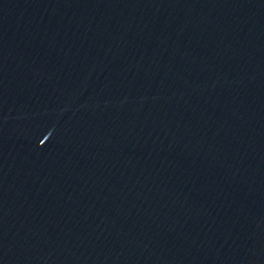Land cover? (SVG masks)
Returning a JSON list of instances; mask_svg holds the SVG:
<instances>
[{
	"label": "water",
	"instance_id": "obj_1",
	"mask_svg": "<svg viewBox=\"0 0 264 264\" xmlns=\"http://www.w3.org/2000/svg\"><path fill=\"white\" fill-rule=\"evenodd\" d=\"M0 264H264V0H0Z\"/></svg>",
	"mask_w": 264,
	"mask_h": 264
}]
</instances>
